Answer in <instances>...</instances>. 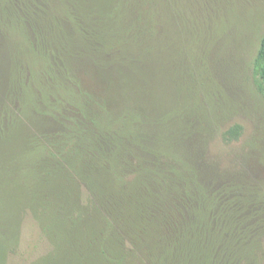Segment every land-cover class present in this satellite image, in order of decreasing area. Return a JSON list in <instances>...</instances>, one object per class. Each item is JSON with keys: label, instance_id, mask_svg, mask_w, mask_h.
I'll return each mask as SVG.
<instances>
[{"label": "trees", "instance_id": "obj_1", "mask_svg": "<svg viewBox=\"0 0 264 264\" xmlns=\"http://www.w3.org/2000/svg\"><path fill=\"white\" fill-rule=\"evenodd\" d=\"M213 9L0 0V143L17 150L0 186L95 236L98 264H264V176L249 153L228 166L210 154L243 131L213 102ZM255 65L264 87V35Z\"/></svg>", "mask_w": 264, "mask_h": 264}, {"label": "rangeland", "instance_id": "obj_2", "mask_svg": "<svg viewBox=\"0 0 264 264\" xmlns=\"http://www.w3.org/2000/svg\"><path fill=\"white\" fill-rule=\"evenodd\" d=\"M204 1L213 3V14L219 23L207 24L208 29L214 26L218 34L214 41L213 71L218 75L219 91L213 94V102L218 113L223 105L227 106L225 127L234 122L243 126L236 141L225 143L222 135L215 136L210 143V154L221 161V166H228L232 159L240 163L235 158L239 153H249L248 171L261 178L264 176V87L255 60L264 35V0ZM218 5L223 14L217 11ZM6 65L5 60H0V84ZM226 71L232 76L227 77ZM33 126L28 125L20 133H29ZM9 137L10 134L3 139ZM6 142L0 143V184L2 156L17 152ZM3 143L6 144L2 146ZM4 191L12 192L0 186V264H98L94 256L98 248L95 236L66 233L65 229L53 227L47 215L41 213L44 203L29 196L14 198Z\"/></svg>", "mask_w": 264, "mask_h": 264}]
</instances>
